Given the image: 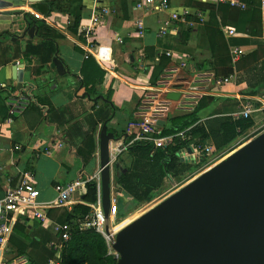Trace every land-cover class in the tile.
I'll use <instances>...</instances> for the list:
<instances>
[{"label":"crops","instance_id":"0c3cea01","mask_svg":"<svg viewBox=\"0 0 264 264\" xmlns=\"http://www.w3.org/2000/svg\"><path fill=\"white\" fill-rule=\"evenodd\" d=\"M138 1L109 0L110 16L104 24L92 27L94 0H0V62L13 56L17 48L21 53L0 66V198L28 172L42 205L54 202L56 184L94 180L100 170L102 126L116 139L109 143L110 150L127 142V126L137 121L144 103L172 114L170 118L189 114L195 106L184 108L180 93L187 85L217 99L200 114L201 120L214 117L210 115L222 99L237 100V110L246 101L259 104L264 100V0H239L243 9L216 0H168L169 11L163 12L137 10ZM184 10L190 14L189 24L172 22L167 34L159 36V23L167 20L170 12ZM44 11H49L48 15ZM27 18L43 24L46 29H41L49 32L56 44L52 61L42 68L36 57L22 52L26 44L37 42V29L28 36L27 30L35 24L29 25ZM206 26L217 28L232 44L225 57L213 58ZM227 28L234 34L227 35ZM232 48L241 51L235 62L230 56ZM86 56L92 62L86 61ZM15 63L21 67L20 81ZM226 63V67L219 66ZM59 65L62 73L57 70ZM226 68L228 73H224ZM230 75L233 79L228 84L216 87L212 83ZM84 77L89 82L86 88ZM169 93H178V100H168ZM17 95H27L32 101L22 114L10 118L6 99ZM252 119L263 120L264 113H254ZM165 120H161L163 126ZM125 158L132 165L134 159L127 151L117 160L121 163ZM131 165L122 167V173ZM82 197L76 193L71 204L42 210L44 224L30 211L16 217L6 257H22L29 264L60 259L55 228L67 222Z\"/></svg>","mask_w":264,"mask_h":264},{"label":"water","instance_id":"95a60500","mask_svg":"<svg viewBox=\"0 0 264 264\" xmlns=\"http://www.w3.org/2000/svg\"><path fill=\"white\" fill-rule=\"evenodd\" d=\"M34 31L27 30L28 36ZM13 68L20 81L21 67ZM57 70L62 73L60 65ZM115 140L103 125L99 184L105 215L111 202L109 143ZM114 249L118 264H264V132L124 226Z\"/></svg>","mask_w":264,"mask_h":264},{"label":"built area","instance_id":"2783aa9c","mask_svg":"<svg viewBox=\"0 0 264 264\" xmlns=\"http://www.w3.org/2000/svg\"><path fill=\"white\" fill-rule=\"evenodd\" d=\"M96 8L91 18L92 27L104 24L106 18L110 16L112 9L107 6L109 0H94ZM220 3H226L232 8L243 9L244 5L239 0H216ZM144 8L151 9L157 12L169 11L168 0H139L135 9L142 10ZM189 12L184 10L181 12H170L167 20L161 21L158 26V35L165 36L169 30L172 22L188 25ZM139 29L140 24L137 23ZM227 35H233L234 30L231 28L225 29ZM140 34V33H139ZM118 42H121L117 38ZM169 55V54H167ZM241 55V51L237 48L230 50V56L235 62ZM87 57V56H86ZM16 65H19L16 63ZM167 77L166 79H169ZM171 79V78H170ZM233 79V75L224 78H216L213 84L216 87H221L228 84ZM184 98L183 106L191 107L196 106L197 102L203 96L202 90L196 86L187 85L184 90L180 92ZM190 101V103H188ZM194 102V103H193ZM255 104L253 101H246L240 109L229 114V117L234 121L240 119L252 118V115L257 112L264 113V100L258 101ZM149 105V106H148ZM29 106V99L24 95L9 96L6 99L7 114L10 118L20 115ZM148 106V107H147ZM153 104L144 103L139 108L140 114L137 116V121L130 122L126 129L127 142H124L112 149H110V162L111 166L116 162L117 158L133 145H151L153 150L166 149L172 145L174 138L180 140L185 139V135L190 130H185L175 134L174 136H162L160 127L156 122L163 119L164 111L159 108H153ZM158 106V105H157ZM214 154V149L211 144L189 142L188 144L178 148L173 153L176 160L182 164L188 165H201L205 158H210ZM211 161H208L210 164ZM100 170L97 175H99ZM99 178V177H98ZM94 180H73L65 184H56L53 189L56 194L54 202L51 204H39L37 202L39 191L35 187L31 173H25L23 179L14 187L7 188L2 198H0V264H29L28 260L22 257L7 258V243L12 231L13 221L16 217L25 215L30 211L34 218L38 219L41 223H45L46 217L42 210L49 209L52 206L63 207L71 204L72 197L76 193L85 194L86 184ZM117 200L111 198L108 214L105 215L101 204L100 184L96 183V200L93 203H85L80 205L89 209L88 213L83 216H77L65 224L56 226L55 232L59 236L58 247L62 250L65 244L70 240L71 234L75 231H92L99 234L107 247L108 255L114 256L118 259V254L114 249L115 236L120 231L117 225L113 224L114 216L117 215ZM110 213V215H109ZM45 264H62L59 258L49 260Z\"/></svg>","mask_w":264,"mask_h":264},{"label":"trees","instance_id":"16d2710c","mask_svg":"<svg viewBox=\"0 0 264 264\" xmlns=\"http://www.w3.org/2000/svg\"><path fill=\"white\" fill-rule=\"evenodd\" d=\"M34 9L39 11V6ZM43 13L48 15L49 11H44ZM33 20V18H27L29 25H32V22L35 24L37 42L26 44L22 52L36 57L40 63V68H42L52 61V56L56 52V44L55 41L50 39V33L45 30V26L37 20ZM43 26L45 29H41ZM205 32L213 58L225 57L228 47L232 46V44L224 39L222 32L217 28L206 26ZM252 34L255 35L256 32ZM20 54L19 49H15V54L10 58L6 57L0 62V66H5L14 61ZM86 61L92 62V59L87 56ZM227 65L226 63V65L220 64L219 66L226 67ZM98 72L101 75L103 74L100 70ZM228 72L226 68L224 73ZM215 75L218 76L219 73L215 71ZM88 84L89 82L84 77V87L86 88ZM27 97L31 103V97ZM216 101V98L202 96L191 113L165 120L164 126L160 128L161 135L174 136L186 128H190L184 140L174 138L172 145L164 150H153L149 144L129 147L126 151L134 159L131 169L125 173H117L114 177L115 184L133 201L137 203L144 202L160 187L165 178L177 179L181 173L179 170L181 167H191V165L182 164L175 159L173 153L178 148L189 142L205 143L208 140L213 146L214 153H216V151L231 147L238 138L254 127L255 123L252 118L234 121L231 117L224 116L237 110L238 101L234 99H222L214 113L210 115L214 117L201 120L200 114ZM95 200L96 183L89 181L86 184L83 201L85 203H93ZM88 211L89 209L85 206H74L72 208L74 215L72 213L67 222L75 219L76 215L83 216L87 214ZM60 260L62 264H118V259L108 255L103 238L92 231H75V233H72L70 240L62 248Z\"/></svg>","mask_w":264,"mask_h":264},{"label":"rangeland","instance_id":"374dc122","mask_svg":"<svg viewBox=\"0 0 264 264\" xmlns=\"http://www.w3.org/2000/svg\"><path fill=\"white\" fill-rule=\"evenodd\" d=\"M201 90L204 94L205 92L203 91V89ZM188 103H190V101H188ZM183 107L189 108V106L186 107L185 105ZM171 115L172 114L170 113H163V119L170 118ZM254 123V127L247 131L242 137L238 138L231 147H228L221 151H216V153H214L209 159L205 158L201 165H191V167L189 168L181 167L179 169L181 173L179 174L177 179H172L169 177L165 178L162 181L160 187L155 192H153L148 200L144 202L137 203L133 201L127 194L120 191L119 186L115 184V175L119 172L121 173L125 167H129L131 165V162L128 158L122 159L121 163L117 160V166L113 167L116 164L112 165L114 169L112 168L113 180L111 181V198H115L117 200V215L114 216L113 224L117 225L121 230L124 226L131 223L133 220L140 217L141 215L152 209L154 206L177 192L190 181L208 171L210 168L218 164L227 156L231 155L232 153L255 139L257 136L262 134L264 132V119L255 120ZM208 161H211L209 165H207ZM94 181L96 183L99 182V178H97V175L95 176Z\"/></svg>","mask_w":264,"mask_h":264}]
</instances>
